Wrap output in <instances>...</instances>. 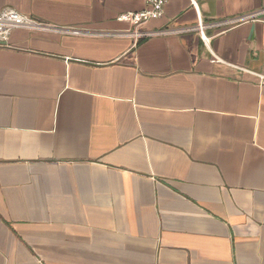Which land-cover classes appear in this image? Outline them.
Segmentation results:
<instances>
[{
    "label": "crops",
    "instance_id": "crops-1",
    "mask_svg": "<svg viewBox=\"0 0 264 264\" xmlns=\"http://www.w3.org/2000/svg\"><path fill=\"white\" fill-rule=\"evenodd\" d=\"M144 1L0 11L114 32ZM140 29L178 31L0 41V264H264V0H168Z\"/></svg>",
    "mask_w": 264,
    "mask_h": 264
},
{
    "label": "built area",
    "instance_id": "built-area-1",
    "mask_svg": "<svg viewBox=\"0 0 264 264\" xmlns=\"http://www.w3.org/2000/svg\"><path fill=\"white\" fill-rule=\"evenodd\" d=\"M145 8L140 11H129V13H124L119 16L122 19L130 23L131 27L127 30H116L114 32H97L90 33L85 30L78 29H66L59 30L58 28L38 21L28 15L22 14L21 12L5 7L0 11V41H8V37L12 31L18 29H24L29 31H62L64 33L69 32L76 35L82 34H94L103 35L107 37H132L134 40H139L141 38H146V36L161 35V34H172L177 33V31L171 29H161L159 31H142L140 27L145 24V22L152 19H161L164 14V6L168 0H145ZM223 24V23H221ZM214 23L204 24L200 19L195 27L196 30L203 33V29L212 26ZM204 39V36H203Z\"/></svg>",
    "mask_w": 264,
    "mask_h": 264
}]
</instances>
